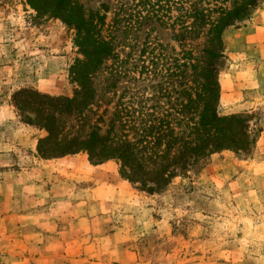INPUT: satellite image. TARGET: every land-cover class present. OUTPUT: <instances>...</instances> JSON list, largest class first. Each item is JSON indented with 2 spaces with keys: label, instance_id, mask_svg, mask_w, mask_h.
<instances>
[{
  "label": "rangeland",
  "instance_id": "1",
  "mask_svg": "<svg viewBox=\"0 0 264 264\" xmlns=\"http://www.w3.org/2000/svg\"><path fill=\"white\" fill-rule=\"evenodd\" d=\"M80 2L87 11L101 10L104 3L110 5L112 12L107 23L112 21L117 5L113 0ZM48 9L43 0H0L1 98L14 107L28 136L37 140V152L42 159L82 154L90 161L85 151L64 155L67 147H59L68 146L73 139L80 143L88 141L96 132L94 151L98 154L103 146L101 137H109L108 143L119 139L114 136L122 132L113 130L111 121L121 102L130 113L129 118L138 122L150 119L153 111L148 110L155 106L158 117L167 115L166 99L145 100L158 94L157 85L164 79L161 65L153 67L151 61L159 51L139 60L143 44H152L148 52L158 45L167 47L169 55L179 50L172 33L155 23L139 31L140 44L127 64L131 73L121 80L116 96L107 94L109 104H93L81 115H61L53 103L44 105V100L41 105L39 93L74 98L72 68L78 59H83L75 45V32ZM262 28L264 4L250 22L225 35L227 60L219 76V113L222 117H244L245 122L237 126V131L247 133L249 150L213 155L199 173L177 178L159 194L149 195L148 187L131 184L140 198L137 212L127 213L128 217L119 218L118 223L126 231L125 246L137 254L139 264H264V58L251 57L255 52L250 40L251 35L257 36L261 54ZM124 40L119 36L116 43L120 46ZM144 65L148 69H142ZM104 71L94 77L92 85L97 102L104 94ZM206 83L201 72V97ZM23 91L29 94L17 97ZM15 102L23 105L24 110L19 111ZM203 103L201 99V108ZM44 110L56 112L58 117L59 133L49 144L41 143L49 137L39 118V111ZM100 161L95 157L93 162ZM107 162L116 163L121 175L122 165L117 158L102 161Z\"/></svg>",
  "mask_w": 264,
  "mask_h": 264
},
{
  "label": "trees",
  "instance_id": "2",
  "mask_svg": "<svg viewBox=\"0 0 264 264\" xmlns=\"http://www.w3.org/2000/svg\"><path fill=\"white\" fill-rule=\"evenodd\" d=\"M113 1L117 5L112 21L107 23L112 8L106 3L101 10L87 11L80 0H43L56 19L75 32V45L83 59H78L72 68L74 98L39 93L41 105L44 100V105L53 103V108L61 115H81L93 104L97 103V107L109 104L111 100L107 94L116 96L121 80L131 73L127 64L140 44L139 31L145 25L155 23L172 33L179 50L169 55L167 47L158 45L148 52V46L152 44H143L139 60L159 51L151 61L153 67L161 65L164 79L157 85L158 94L145 100L166 99L167 115L158 117L153 109L155 106L148 110L153 111L150 119L138 122L130 119V113L121 102L111 121L112 129L122 132L120 136H114L119 139L108 143L109 137L108 141L101 137L103 146L95 154V132L88 141L80 143L73 139L68 146L59 147V150L67 147L62 154L85 151L94 165L117 158L124 179L133 185L148 187L147 193L155 195L177 178L199 173L201 166L208 164L213 155L223 151L247 152L248 135L237 131V126L245 122L244 117H222L219 113V76L227 60L225 35L250 22L264 0ZM119 36L125 39L120 46L116 43ZM128 49L130 52L122 58ZM110 62L111 66L108 65ZM142 69L148 68L144 65ZM100 71L106 72V77L104 94L97 102L92 85ZM201 72L207 81L202 88V97ZM26 94L29 92L23 91L17 93V97ZM201 99L204 102L202 108ZM15 105L19 111L24 110L18 102ZM40 111L41 128L49 133L41 143L49 144L59 133L58 117L56 112ZM140 112L143 113V109ZM95 157L101 160L100 163L93 162Z\"/></svg>",
  "mask_w": 264,
  "mask_h": 264
},
{
  "label": "crops",
  "instance_id": "3",
  "mask_svg": "<svg viewBox=\"0 0 264 264\" xmlns=\"http://www.w3.org/2000/svg\"><path fill=\"white\" fill-rule=\"evenodd\" d=\"M250 40L251 57L264 58V39L261 54L257 36ZM2 86L0 264H139L118 219L136 213L140 198L118 165L82 154L42 159Z\"/></svg>",
  "mask_w": 264,
  "mask_h": 264
}]
</instances>
